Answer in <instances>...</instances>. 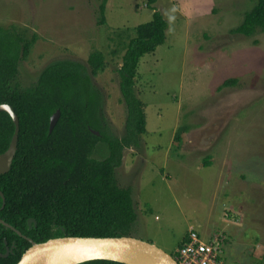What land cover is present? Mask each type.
Segmentation results:
<instances>
[{"label": "rangeland", "instance_id": "obj_1", "mask_svg": "<svg viewBox=\"0 0 264 264\" xmlns=\"http://www.w3.org/2000/svg\"><path fill=\"white\" fill-rule=\"evenodd\" d=\"M255 0H156L165 40L144 55L133 89L144 105L145 133L123 151L117 186L130 188V236L174 255L188 228L226 236L221 264H264V31L232 33ZM0 0V26L36 39L14 80L33 84L48 62L86 67L93 51L104 70L91 77L102 95L107 131L123 135L126 109L117 70L134 28L150 20L146 0ZM226 79L234 84L221 86ZM181 128V141L174 134ZM100 142L90 159L102 161ZM210 163L203 165L205 158ZM186 233V232H185Z\"/></svg>", "mask_w": 264, "mask_h": 264}, {"label": "trees", "instance_id": "obj_2", "mask_svg": "<svg viewBox=\"0 0 264 264\" xmlns=\"http://www.w3.org/2000/svg\"><path fill=\"white\" fill-rule=\"evenodd\" d=\"M107 1L100 0L98 7L101 23ZM155 2L146 0L151 18L134 28L117 70L118 91L126 109L120 138L108 133L101 115L102 95L90 80L104 70L103 53L91 52L86 67L68 58L52 60L33 84L20 88L14 80L17 62L28 56L36 36L13 24L0 26V104H9L19 122L15 155L9 170L0 174L5 199L1 208L0 196V218L33 241L65 235L130 236L136 221L131 189L117 186L115 171L121 166L123 151L137 148L145 133L144 105L133 89V79L141 58L165 40L168 23ZM257 29L264 31V0H255L230 31L252 36ZM235 81L226 79L221 86ZM57 109L59 118L49 132L50 116ZM13 130L10 115L0 111V153L7 149ZM181 130H176L175 142L182 140ZM100 142L107 146L108 156L102 161L90 159ZM209 163V157L205 158L203 165ZM30 217L36 224L28 228ZM184 239L185 235L178 246ZM29 246L26 238L0 223V254L7 252L0 256V264H14ZM80 264L119 263L93 260Z\"/></svg>", "mask_w": 264, "mask_h": 264}, {"label": "water", "instance_id": "obj_3", "mask_svg": "<svg viewBox=\"0 0 264 264\" xmlns=\"http://www.w3.org/2000/svg\"><path fill=\"white\" fill-rule=\"evenodd\" d=\"M0 111L7 112L14 124V130L5 151L0 153V174L6 173L11 165L17 149L19 132L18 117L13 108L6 103L0 104ZM60 115L57 109L49 120V132L53 129ZM98 135V133L94 132ZM2 205L5 199L0 191ZM30 222V221H29ZM28 222V223H29ZM34 225L36 221L32 218ZM0 223L20 234L18 230L0 219ZM30 241L14 264H59L64 259H70L67 264H80L93 260H104L119 264H177L173 256L157 246L131 236L121 237H52L42 242ZM0 254V256H5Z\"/></svg>", "mask_w": 264, "mask_h": 264}, {"label": "built area", "instance_id": "obj_4", "mask_svg": "<svg viewBox=\"0 0 264 264\" xmlns=\"http://www.w3.org/2000/svg\"><path fill=\"white\" fill-rule=\"evenodd\" d=\"M225 241L222 231H212L204 239L197 230L190 228L173 258L177 264H221Z\"/></svg>", "mask_w": 264, "mask_h": 264}, {"label": "flooded vegetation", "instance_id": "obj_5", "mask_svg": "<svg viewBox=\"0 0 264 264\" xmlns=\"http://www.w3.org/2000/svg\"><path fill=\"white\" fill-rule=\"evenodd\" d=\"M2 199V198H1ZM1 205H2V203H1ZM2 208V207H1ZM1 219V218H0ZM30 221V222H29ZM26 222H27V226H28V228H31V226H32V217H30V218H28L27 220H26ZM29 222V223H28ZM17 230V229H16ZM14 231V230H13ZM20 232V231H19ZM18 234V233H17ZM18 235H20V236H22L23 238H26L28 241L31 239V238H29V237H27L26 235H24V234H21V232H20V234H18ZM32 240V239H31ZM30 242V241H29ZM4 245H5V247H6V251H8L10 248L7 246V242L4 240Z\"/></svg>", "mask_w": 264, "mask_h": 264}, {"label": "bare ground", "instance_id": "obj_6", "mask_svg": "<svg viewBox=\"0 0 264 264\" xmlns=\"http://www.w3.org/2000/svg\"><path fill=\"white\" fill-rule=\"evenodd\" d=\"M71 260L70 259H64L62 260L59 264H67L69 263Z\"/></svg>", "mask_w": 264, "mask_h": 264}, {"label": "crops", "instance_id": "obj_7", "mask_svg": "<svg viewBox=\"0 0 264 264\" xmlns=\"http://www.w3.org/2000/svg\"><path fill=\"white\" fill-rule=\"evenodd\" d=\"M131 149H133V148H131ZM122 162H123V159H122ZM121 164H122V163H121ZM190 228H191V227H190ZM190 228H188V229H190ZM188 229H187V230H188ZM187 230H186L185 232H187ZM185 232H184V234L182 235L181 239H182V238L184 237V235L186 234ZM181 239H180V241H181ZM180 241H179V242H180ZM177 247H178V245H177ZM177 247H176V248H177ZM175 250H176V249H175Z\"/></svg>", "mask_w": 264, "mask_h": 264}]
</instances>
